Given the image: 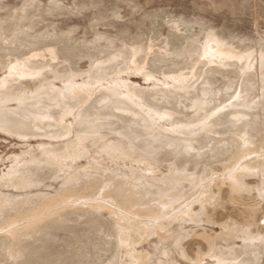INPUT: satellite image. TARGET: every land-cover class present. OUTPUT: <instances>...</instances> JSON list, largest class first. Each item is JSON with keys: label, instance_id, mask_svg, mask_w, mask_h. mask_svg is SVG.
I'll return each instance as SVG.
<instances>
[{"label": "bare ground", "instance_id": "bare-ground-1", "mask_svg": "<svg viewBox=\"0 0 264 264\" xmlns=\"http://www.w3.org/2000/svg\"><path fill=\"white\" fill-rule=\"evenodd\" d=\"M38 9L39 0L25 13ZM171 38L160 49L185 59L153 58L142 40L70 44L0 22V136L24 143L0 171V264L200 260L207 253L178 246L196 233L185 230L191 222L212 226L203 232L211 259L201 264H264V49L239 50L216 34L183 48ZM79 55L92 58L90 69L75 67ZM188 64L203 80L186 94L165 78L147 81L157 71L179 78ZM44 70L55 77L49 86L33 80ZM187 157L201 169H183ZM76 243L97 252L79 258Z\"/></svg>", "mask_w": 264, "mask_h": 264}, {"label": "rangeland", "instance_id": "rangeland-1", "mask_svg": "<svg viewBox=\"0 0 264 264\" xmlns=\"http://www.w3.org/2000/svg\"><path fill=\"white\" fill-rule=\"evenodd\" d=\"M36 1L37 0H0V4L6 5L5 9L0 10V22L10 25L17 24L40 36L44 35L51 37L55 35H65L70 38V44L71 42L73 44L84 41L91 42L101 37L111 38L117 41L116 43L127 41L128 43L126 46L131 42L135 45L136 42H133L134 40H142V44L146 46L151 44L154 45V50L156 51L149 50L150 54L154 55L153 58H155L156 55H160L156 58H163L164 61L166 60L165 62L169 63H174L175 60L180 61L185 59L186 54H181L179 59H177L173 57L176 55L172 54L173 56H168V52H164L160 49L164 48L165 43L163 40L168 35L172 37V43L177 44V47L180 48L191 47L193 44H198L197 41H207L208 36L216 34L231 41L239 50L264 49V0H39L40 11L39 9L37 11L34 10L26 15L25 9ZM175 22H179V24H181L180 27H175ZM204 37H207V39H203ZM1 45H4V43L0 42V47ZM141 52L142 50L138 51V54H141ZM120 53L122 54L123 51ZM13 55L14 54L9 53V59H14ZM119 57L120 56H118V59ZM75 58L76 68L88 70L92 67V58H89V56L79 55ZM57 60L58 58L54 59L53 62ZM232 60L238 62V59ZM18 62H13L8 69L12 68ZM100 62L101 61H97V63ZM189 65L190 64L187 66L185 65L182 69L175 70L177 73L179 72L176 74V76L179 75V78H171V76H169L170 79L168 80V77H163L164 75L157 71V73L151 75L150 79L147 81L148 83L153 82V80L157 79L155 78L157 76L159 78H165L168 81L166 88H170V92L174 91L172 92L174 94L175 92L186 94L192 91L194 87L198 86L203 80V78L195 72L198 68L190 67ZM173 66L174 65H172V67ZM235 68L237 69V66ZM94 69L97 70L99 68L97 67ZM0 73H2V71H0ZM44 73L46 76H35L33 80H35L37 84L43 83V85L46 82L45 85L49 86L50 82L55 80V77L47 70H44ZM46 73H48V75ZM112 75L116 74L114 73ZM61 76H57L58 79H63L66 82L68 77ZM152 76L153 78H151ZM217 79L216 86H222L224 84L223 78L218 77ZM137 80L143 82L142 79ZM160 81L161 80H156L159 86L161 85ZM184 84L187 85L188 88L179 86ZM171 87L174 88V90H171ZM191 102V98L185 99L186 107L184 108H188L187 106H190ZM191 115H193V113ZM241 130L242 129L236 130L237 133L235 137H238V133H240ZM69 134V130L62 133L64 137H68ZM54 142H57V140ZM61 143H63L62 140L58 141L56 145H60ZM23 144L24 143L17 138L8 137L3 134L0 136V171L3 170L6 165L10 164V159L8 157L11 156L13 152L19 153L23 149ZM58 148L60 149L59 146H57L56 149ZM227 156V154L220 155L217 160L225 162L226 159L224 158ZM191 162L194 165H189ZM206 162L210 163L209 160L203 159V163ZM185 163H187V165L184 167L182 166L183 169L186 167L194 168L195 164H198L200 169L202 167L200 162L192 160L190 157L186 158ZM193 171L194 169L192 172ZM159 183L160 182L155 184L152 183L150 187L159 189ZM185 183L189 184L190 182L186 180ZM146 186L149 187V185ZM158 195L159 194H155L151 196L155 198L154 202L162 200V197ZM143 206L145 207L146 205ZM206 216L207 215L204 214L200 217L205 219ZM205 225L207 224L201 222H191L185 225V230H187V232L190 229H194L196 233L191 236L184 234L181 241H179V245L185 244V246L188 247V251H190L189 254L192 257H195L196 253H207L206 255H201L203 257L200 259L201 263H204L208 258L211 259L208 254L211 249V243L206 238L207 235L203 234V232L205 233L204 229H212V226L209 227ZM215 227L218 232L221 230L220 226ZM239 241L237 245H241L243 242L241 240ZM220 244L222 245V243ZM75 246L78 248L76 250L79 252L77 253L79 258L82 259L86 257V252H88V250H90L89 254L97 252L90 246H82L81 243H76ZM97 256L99 257L100 254ZM8 260L10 262L12 261L11 258Z\"/></svg>", "mask_w": 264, "mask_h": 264}, {"label": "snow or ice", "instance_id": "snow-or-ice-1", "mask_svg": "<svg viewBox=\"0 0 264 264\" xmlns=\"http://www.w3.org/2000/svg\"><path fill=\"white\" fill-rule=\"evenodd\" d=\"M137 75H140L141 73H136ZM0 131H2V129H0ZM234 185H235V188H234V191L235 190H244L241 185L239 184L238 181H234ZM262 201H264V193H262ZM262 211H264V207H262ZM261 224H264V221H261ZM121 243H123V240L121 241ZM178 246H179V242H178ZM181 264H201V261L199 259H194V260H191V261H188L187 259L184 260V261H181Z\"/></svg>", "mask_w": 264, "mask_h": 264}]
</instances>
